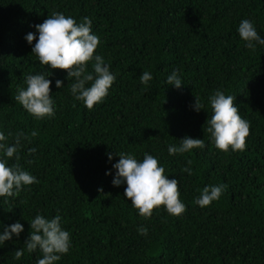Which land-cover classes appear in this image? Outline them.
<instances>
[{
    "label": "trees",
    "instance_id": "1",
    "mask_svg": "<svg viewBox=\"0 0 264 264\" xmlns=\"http://www.w3.org/2000/svg\"><path fill=\"white\" fill-rule=\"evenodd\" d=\"M53 12L77 23L91 18L96 54L116 77L92 110L72 94L75 78L41 65L32 53L36 41L25 39L38 38L34 26ZM242 20L264 39V0H0V132L12 133L9 145L19 132L28 137H21L19 161L9 158L8 165L19 163L39 181L19 196L0 197V234L16 222L24 229L0 245V264L42 258L24 244L37 214L60 215L70 233V250L56 264H264V45L246 47ZM173 71L180 88L167 83ZM143 72L152 75L147 85ZM34 74L52 82L54 118L37 120L15 100ZM217 90L234 96L250 123L242 152L218 150L207 132ZM195 97L204 106L198 112ZM186 136L205 147L169 155ZM121 152L138 161L144 153L156 157L179 181L186 211L177 217L161 207L141 217L124 196L126 184H112ZM188 160L192 175L181 171ZM219 185L226 188L218 201L195 203L204 187ZM19 249L24 255L16 259Z\"/></svg>",
    "mask_w": 264,
    "mask_h": 264
},
{
    "label": "clouds",
    "instance_id": "2",
    "mask_svg": "<svg viewBox=\"0 0 264 264\" xmlns=\"http://www.w3.org/2000/svg\"><path fill=\"white\" fill-rule=\"evenodd\" d=\"M34 27L38 32V38L33 33H28L25 39L29 44H32L33 40L36 41L32 53L38 58L39 63L49 69L65 71L67 79L75 78L71 92L88 110L103 102L116 77L110 72L104 58L96 54L100 38L92 34L91 18L84 17L82 22L77 23L70 16L53 12ZM238 33L249 49L254 50V42L264 45V39L257 33L250 20L240 22ZM89 63L92 64L93 72L87 71ZM47 77L44 74L28 75L26 90L17 89L18 94L15 96V100L23 109L37 120L55 116L50 87L52 82ZM139 78L142 84L147 85L152 80V75L143 72ZM89 82H91L90 86H86ZM167 83L176 88H180L183 84L176 71L167 77ZM62 84L61 80H56L57 88H61ZM209 104L212 115L207 121L209 125L207 132L210 133L215 147L225 153L229 150L244 151L251 126L249 121L241 117L240 110L235 104V97L217 90L209 97ZM203 107L195 97L194 110L198 112ZM36 135V131L31 133L33 137ZM11 136L12 133L6 136L0 132V197L19 196L25 186L39 183L35 176L22 170L19 163L8 165L9 158L19 161L21 137L28 138L23 132H19L14 137V143L9 145L8 138ZM204 147L203 139L186 136L180 140L179 146L170 145L168 153L183 154ZM35 151V148L29 149L30 153ZM118 156V162L112 165L116 170L112 184L116 187L122 183L126 184L124 196L131 201V206L141 217L149 219L153 212L161 207L169 215L177 217L186 211V205L180 199L179 181L168 178L164 167L160 166L156 157L144 153L142 161H138L131 153L121 152ZM108 159H112L111 153L108 154ZM187 163L189 167L182 168L181 171L192 175L190 167L192 161L188 160ZM225 188L226 185L206 186L195 203L200 207H208L213 201L220 199ZM98 191L102 192V189ZM29 225L31 231L24 244L29 253L37 250L42 253V258L38 259L36 264H56L62 255L69 252L70 233L61 227L60 215L49 220L37 214ZM23 230V225L19 222L5 227L3 234H0V245L11 240L13 235L18 237ZM138 233L147 235V228H139ZM23 255L24 249L15 251L16 259H20Z\"/></svg>",
    "mask_w": 264,
    "mask_h": 264
}]
</instances>
